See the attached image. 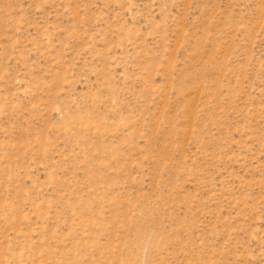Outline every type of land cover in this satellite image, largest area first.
Wrapping results in <instances>:
<instances>
[{"label":"rangeland","instance_id":"obj_1","mask_svg":"<svg viewBox=\"0 0 264 264\" xmlns=\"http://www.w3.org/2000/svg\"><path fill=\"white\" fill-rule=\"evenodd\" d=\"M0 264H264V0H0Z\"/></svg>","mask_w":264,"mask_h":264}]
</instances>
